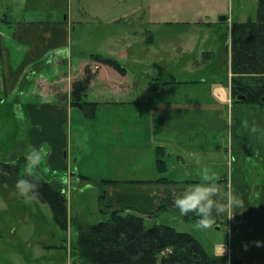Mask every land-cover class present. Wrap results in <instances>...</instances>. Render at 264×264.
Listing matches in <instances>:
<instances>
[{
	"label": "crops",
	"instance_id": "obj_1",
	"mask_svg": "<svg viewBox=\"0 0 264 264\" xmlns=\"http://www.w3.org/2000/svg\"><path fill=\"white\" fill-rule=\"evenodd\" d=\"M137 2L0 0V108L11 106L13 110H22L29 116L33 124L30 144L32 148L50 147L51 154L45 168L56 179L67 177L65 192H72L75 186V163L77 176L101 183L99 186L103 188L106 204L153 216L150 223L170 224L172 220H182L196 224L199 217L193 213L182 216L174 205V199L182 195L186 187L204 183L199 173L203 167H208L220 178L218 183L224 186L225 193L234 191L243 198L245 205L243 209H235L231 220L226 215L213 213L215 223L211 228L214 230H221L228 222L229 241L225 243V254L230 247L231 253L248 264H264V258L249 260L246 257L247 248L253 255L264 256V143L259 137H249L251 125L244 119L248 114L244 110L248 111V108L242 105L246 103H235L232 96L230 34L223 44L226 56L222 53L218 63L219 66L228 62L227 86L219 83L220 75L210 73L216 53L208 50L199 53L193 41L180 50L177 47L182 38L164 39L162 36V47L153 50L156 30L181 29L177 35L186 31L193 37L200 31L211 30L207 25L211 24L209 19L203 17L195 21L177 20L175 8L178 5L194 6L201 2L200 6L204 7L200 10L209 9L212 5L220 12L223 2L149 0L140 10L135 6ZM138 11L145 13L139 24L135 17ZM231 19H227L229 22L221 20L230 24L229 32L232 23L238 22ZM78 20L81 28L76 26ZM89 20L104 21L98 24L97 35L101 37L102 25L104 29L108 27L107 37L102 38L107 40H96V36L85 38L82 31H85ZM138 26H144V31H152L146 48L150 54L161 53L159 58L164 61L166 58L183 62V73L197 79L183 81L172 78L166 81L160 78L158 80H164L162 82L166 84L154 87L152 78L145 76L149 69L137 72L127 68L118 58L130 59L136 37L140 36ZM141 35L144 41V35ZM205 35L208 39L210 33ZM89 40L91 42L88 43ZM92 53L116 58L127 68V74L122 75L109 66L92 62L89 58ZM88 65L95 74L90 90L97 81L107 82L91 100L97 103L93 117H87L80 108L71 104L73 82L84 77ZM45 66L51 68L54 80H49L48 75L41 71ZM29 74L39 84L18 89ZM207 75L214 78L209 79ZM43 78L44 82L40 83L38 79ZM182 84L191 88L192 85L199 86L181 95L178 86ZM169 90L181 100L162 95ZM154 94H160L163 100L153 102L151 97ZM32 95L36 97L33 99ZM15 96L17 99L10 101ZM253 106L259 118L264 107ZM245 122L248 127L244 126ZM255 122L253 124L263 127L261 119ZM75 123L83 127L82 132H89L93 147L90 152L86 149L81 156L74 158L69 136ZM3 129L4 125L0 124V131ZM229 132L230 139L227 137ZM158 148L164 150L165 173L158 170ZM86 163L87 166L84 165ZM62 180L63 177L60 178ZM74 182L82 188L83 183ZM69 218L72 223L70 210ZM72 227L71 224L69 233H72ZM244 229L251 235L244 236ZM65 241L63 248L67 247V239ZM221 245L216 243L212 250L204 246L209 253L220 254ZM0 264L42 263L0 261Z\"/></svg>",
	"mask_w": 264,
	"mask_h": 264
},
{
	"label": "rangeland",
	"instance_id": "obj_2",
	"mask_svg": "<svg viewBox=\"0 0 264 264\" xmlns=\"http://www.w3.org/2000/svg\"><path fill=\"white\" fill-rule=\"evenodd\" d=\"M137 1L138 2L135 6L139 7L138 10H140L141 7H144V3L149 2V0ZM222 2L223 4L222 8L220 7V12H217V8L213 7L212 5L209 7V9L200 10L204 7L200 6L201 2L197 3L194 6H186L184 4L178 5L175 8V13L177 20L179 21H195L198 19L201 20L202 17L204 19H209L211 24L207 25H210L209 29L211 30L207 31L208 33H210V35L207 36L208 39H206L205 35L207 34V32L200 31L198 32V35L193 37L190 32L186 31H182L183 33H181V35H177L179 33L178 31H180L181 29H169L166 32V29L164 28L163 31L154 30L155 44L153 46V50H160V48L162 47V36H164V39L182 38L183 41L179 42V46L177 47L180 50L190 46L193 41L194 44L196 43L195 49L199 53L206 50L210 52L213 51L214 54L216 53L214 55L215 63L212 62L211 67L209 68L213 69L210 73H212V75H214L215 73L220 75L221 78H219V83H221L223 86H227L228 83L226 81V78L229 75V68L227 64L228 62L222 63L221 65L219 64V66L218 63L221 61L223 54L224 56H226V51H224L225 47L223 46V44L228 41V37L230 34V24L228 25V22L230 20H227L228 22H221V17H231L232 19H234V21L238 22L256 21L258 15L259 0H222ZM144 16L145 13H143L142 11H138L137 15L135 16L137 19V24H139L140 20ZM79 22L80 20L76 22V26H79V28H81L82 25L79 24ZM102 23H104V21L89 20L88 23L85 24V31H82L85 38L96 36V40H107L102 38L103 36L107 37L108 31L106 30H108V27L104 29L102 25V28L100 29L102 31H100L99 33L101 37L97 35V31L99 28L98 24ZM138 31L140 36L136 37V41L133 44L130 52V59L124 60L123 56L122 58H118L127 68H130L133 71L137 72L144 69H149V72L145 73V76L151 77V80L154 82H159L158 79L160 78H163L166 81L172 80V78H178L183 81H192L197 79L194 75H187V73H183V62L166 58L164 61L159 58L161 53H158V55H156L155 53L150 54V52L148 51L149 49L147 50L146 48L149 45V43H147V39L152 34V31H144V26H138ZM141 34L144 35V41H142ZM186 39L187 41H185ZM89 42H91V40H89L88 43ZM88 66L91 67V65ZM41 71H44V73L48 75L47 77L49 80L55 79L53 73H51V68H49L48 66L42 68ZM204 76H206V73L204 74ZM207 77L209 79L214 78L212 76L209 77L208 75ZM38 80L40 81V83L44 82V78ZM34 83L39 84L38 81L35 82V80L30 78L29 75V78L24 80L18 89L32 88L34 87ZM139 83H142V81L140 80ZM106 85L107 82L97 81L89 92V101H91L93 97H96L98 93L101 92L100 89H103ZM197 86L199 85H192L191 88L186 84H182L178 86V91L181 93V95H184L186 92L197 89ZM18 94L21 95L20 92ZM162 95L167 96L169 99L175 98L177 101L181 100L178 99V97L175 96L170 90L167 92H163ZM32 96L33 99L36 97V95ZM160 96V94H154L151 97L152 101H162L163 98H160ZM16 99L17 96H15L10 101ZM242 105L245 108H248V111L244 110V112L248 113L244 117V119H247L249 124L251 125L248 130L249 137H259L264 143V123L263 127H260L257 124H253L257 123L255 122V120L260 119L264 122V112H260L261 115H259V118H257V111L255 109V106L250 104ZM235 114L236 112L234 111V115ZM0 124L4 125L3 131H0V157L14 158L16 156L17 159L22 160L21 178H25V156L32 149L29 141V135L31 133L33 124L29 120V116H26L25 112H23L22 110H13L11 106H3L0 108ZM253 125H255L258 129L256 133H252L250 131ZM82 130L83 127L75 123L69 136L70 146L73 153L75 154L74 158L76 156H81L83 151H86V149H88L87 152H90V149L93 147L92 137L90 136L89 132H82ZM227 137L230 139L231 132H229ZM45 165L46 163H42L38 172V175L43 179L47 178V176L45 175ZM84 165L87 166L88 163ZM90 165H92L91 167H94L92 163ZM228 166L230 167V160ZM73 169L74 172L78 175V172L76 171L77 166L75 163ZM228 171L230 172V170ZM82 183V188H78V184H76L72 192L71 190L70 192L66 191L69 210L71 215L73 216V219H75L76 221L79 220L81 222L89 223H98L106 220L108 216L101 212L99 206V197L101 196L103 188L95 182ZM4 197L5 198H3L2 195L0 196V261H32L44 264L49 262H62L65 260L67 264L74 263L72 247L74 244H76L78 239L75 225H73L72 227V233L61 230L53 219V214L50 206L46 203H42L39 200L25 201L17 194V192L14 191L5 194ZM153 224L154 223L148 222V226H152ZM169 225L174 227L179 232L192 234L211 250L214 249V245L216 243L225 244L229 241L228 222H225V225L223 224L221 230L219 231H216L211 227L198 228L196 224H192L182 220H172ZM248 234L251 235L249 231ZM248 234L244 229L243 235L248 236ZM66 239V246L69 248V251L66 250L67 247L63 248ZM248 242L250 243L251 240H249ZM246 250L248 252L246 257H248L249 260L256 259L257 257L261 259L264 258V256L253 255V253H251V250H249L248 248Z\"/></svg>",
	"mask_w": 264,
	"mask_h": 264
},
{
	"label": "trees",
	"instance_id": "obj_3",
	"mask_svg": "<svg viewBox=\"0 0 264 264\" xmlns=\"http://www.w3.org/2000/svg\"><path fill=\"white\" fill-rule=\"evenodd\" d=\"M230 48L232 96L235 103L264 107V0H259L256 21L232 23ZM89 58L122 75L127 74V68L112 56L92 53ZM94 75L92 68L86 67L84 77L74 81L71 90V104L80 108L87 117H93L97 107V103L88 99ZM158 81H152V86L166 84ZM241 95L246 96V101H237ZM21 161L16 156L0 157V195L3 197L9 192H17ZM157 166L160 173L166 172L165 154L161 148L157 150ZM45 172L47 178L40 177V196L36 200L50 206L53 219L61 230L68 231L71 224L76 226L78 239L72 247L73 264H248L233 253L230 256L224 254L223 257L209 253L192 234L179 232L169 224L155 223L148 226L153 216L108 205L104 192L99 198V206L101 212L108 216L106 220L89 223L73 219L71 223L64 188L67 177L62 176L63 180L60 181L62 177L56 179L50 176L46 168ZM25 178L36 183L32 177ZM73 179L80 183L95 182L101 185L96 180L80 178L76 174ZM58 264L67 262L64 260Z\"/></svg>",
	"mask_w": 264,
	"mask_h": 264
},
{
	"label": "clouds",
	"instance_id": "obj_4",
	"mask_svg": "<svg viewBox=\"0 0 264 264\" xmlns=\"http://www.w3.org/2000/svg\"><path fill=\"white\" fill-rule=\"evenodd\" d=\"M248 127L247 123H244ZM252 133H256L258 129L253 125L250 129ZM51 150L33 147L25 156L26 165L24 169L25 177H32L36 183H32L29 179L21 178L16 183L17 194L25 201H35L40 196V176L38 172L42 163L47 161ZM196 163L199 165L200 161ZM204 183L195 184L183 189V194L174 199V205L180 211L182 216L189 213L195 214L199 219L196 222L198 228L211 227L215 223L216 216L226 215L230 220L234 216L237 208L245 207L243 198L234 191L225 193V188L218 183L219 177L208 167H203L199 173ZM207 182V183H205ZM260 246L259 242H256ZM222 251L220 255L223 257L227 251L225 244L221 245Z\"/></svg>",
	"mask_w": 264,
	"mask_h": 264
},
{
	"label": "water",
	"instance_id": "obj_5",
	"mask_svg": "<svg viewBox=\"0 0 264 264\" xmlns=\"http://www.w3.org/2000/svg\"><path fill=\"white\" fill-rule=\"evenodd\" d=\"M228 19V17H222L221 18V20H227ZM246 101V96H244V95H241V96H238V98H237V101Z\"/></svg>",
	"mask_w": 264,
	"mask_h": 264
},
{
	"label": "built area",
	"instance_id": "obj_6",
	"mask_svg": "<svg viewBox=\"0 0 264 264\" xmlns=\"http://www.w3.org/2000/svg\"><path fill=\"white\" fill-rule=\"evenodd\" d=\"M230 230H231V232L233 231V229H232V226L230 225V228H229ZM228 253L230 254L231 253V251H230V249L228 250Z\"/></svg>",
	"mask_w": 264,
	"mask_h": 264
}]
</instances>
